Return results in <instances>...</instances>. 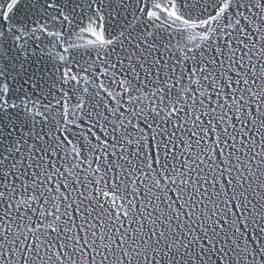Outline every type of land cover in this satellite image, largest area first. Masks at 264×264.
<instances>
[{
  "label": "snow or ice",
  "instance_id": "6c2138e0",
  "mask_svg": "<svg viewBox=\"0 0 264 264\" xmlns=\"http://www.w3.org/2000/svg\"><path fill=\"white\" fill-rule=\"evenodd\" d=\"M0 264H264V0H0Z\"/></svg>",
  "mask_w": 264,
  "mask_h": 264
}]
</instances>
